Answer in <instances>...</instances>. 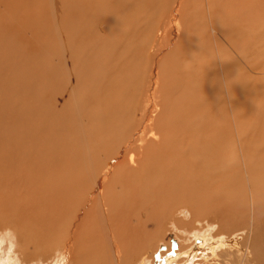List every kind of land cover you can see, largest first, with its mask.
Returning a JSON list of instances; mask_svg holds the SVG:
<instances>
[{"label":"rangeland","instance_id":"obj_1","mask_svg":"<svg viewBox=\"0 0 264 264\" xmlns=\"http://www.w3.org/2000/svg\"><path fill=\"white\" fill-rule=\"evenodd\" d=\"M124 1L125 2L127 1L129 4L130 3L135 4V6L139 8V11L137 10L134 11V9H132L133 13L131 14L132 11L129 8V6L133 7L134 5L122 4L121 5L122 7H120V8H123L122 10L121 9L119 10V8L114 7L113 8L114 13H112V15H109L111 13H109L107 9H109L110 7L106 8V7H102L97 4V9H98L97 12H104L107 17L109 16L111 18L112 23H113L111 26L113 27L117 26L116 28H114L115 29L114 30L113 27L109 25L110 27H109L108 33L112 34L115 31L117 33L119 31L123 32L124 30L126 31L127 27H128L127 31L131 33L130 35H127V33L129 32H125L126 34L124 35V39L119 42L121 45L117 44V42H115L114 44V48H116L117 45L119 46V49L122 52L121 54L123 56L119 58H114L112 59V61L124 72V74L122 73L119 74L120 77L121 75L123 76L122 82H120V80L117 78L113 79V88L121 89V92L119 91V95H116V98L113 103H111L108 100L104 101L101 98V91H100L101 84H102L101 78H102V74H104L103 73L104 64L106 67V61H105L104 54L102 51H98L97 55L91 54L89 53L91 51V49L89 48L86 52V57L88 59V67H89L90 72L93 71V73H95L96 75L89 81L85 82L84 81V74H85L84 68L77 66L75 63H74L75 66L73 64L71 66L72 89L74 91L75 98L79 105V108L80 110H82L80 117L87 122H91L92 127H94L93 125H95V123L98 122L97 121L98 117L101 120H105L106 125L104 127H106L105 129L109 130V137L112 138V144L114 146H117V145L121 146L122 142L119 143L117 140L120 138L124 129L130 125L131 121H134L137 119L139 120L143 116L141 115V112H142V106L144 104L141 101V99L137 97V94L143 85H148V86H151L152 89H155V92L153 91L154 92L153 98L157 106V109L155 110L153 109V112H152L153 113L152 120L154 122L153 128L154 129L156 128L157 133H159L160 135L166 134L168 136L173 137L175 135L173 125L178 121H182V119L185 117L182 114L183 108H184L182 103L188 102L193 95L199 94V99L202 104V108L199 112V116L204 119H210L214 123L224 122L230 125L228 127L230 135L227 132H224L222 136L214 137L216 139L215 142L212 140H206V141H203L200 145H198L197 149L199 153L205 156V158H203V161L214 159L215 157H214L213 151H216L223 156L239 154L240 141H239V136L237 135L238 129L236 128L235 120L233 121L235 117V118L242 120L243 124H245L246 134L242 133V136L246 138L247 144H248L247 149H248L249 155L247 154V152L246 154H247V158L249 162V167L250 168L253 167L254 163L261 162L262 161L261 159L258 160L260 155H258L259 151L257 150L261 149L262 147L264 148V34H263V31H264V14H263L264 0H254L253 3L251 4H249L245 0H211L210 3H212V7L214 8L216 12L215 18H211V19L209 15H206V13L202 12L203 10L200 5L202 1L205 8H207L206 0H124ZM9 2H10L11 9H9ZM12 2L11 0H0V33H2L3 27L7 26V30H8V28H10L9 24H13V22H16V23L24 22L23 24H25V26L23 27V29H26V24H27L28 29L24 31L23 35L19 36L20 39L18 40H16L15 37L9 36V34L7 35L6 39L0 36V47L4 49L5 43L8 44V48L14 47L16 45L15 48L17 47L18 48L15 49L16 51L12 54L13 57L16 60H19V58L22 60V58L27 57L28 62L22 65L16 64L15 67L13 66V68H15L13 69V71L12 70L8 71L9 65L6 62V58H5L6 54L4 52L0 54V59H1L0 60V67H1L0 71H2L0 72L2 74V76L0 75V79H1L0 84L4 86L1 88V85H0V94H1L0 97L2 98V100L0 98V101H1L0 103V107H1L0 109V140L3 139L0 141V143H2L1 145H3L5 148L8 144L7 142H9V145L11 147L6 148V154L11 155L17 159V160L15 159L12 160V158H10L9 156H8L9 157L8 159L7 155L5 154L0 155V158H1L0 159V171L2 172V169L4 167H7L9 170H11L9 179H6V176L1 174L0 172V228H1L0 231H2L5 228H12L15 230L17 237H18V241L20 243L17 251L20 253L21 258L24 261V264H32V260L30 261L29 259H27L26 256L24 257L26 253H29L31 250L34 251V248H35L34 245H27V247L24 246L29 241L37 245H41L43 243L44 245L43 244L42 245L44 247L45 245L50 244V243L58 244L55 246L52 245L54 249H53V254L51 257H45L42 255L38 256L39 258L43 259L45 262H47L50 258H52L57 250H64L65 248V251L67 252L71 250L69 253L71 254L72 252V257H74V258L71 257L74 260L71 259L70 264H74V263L77 264L78 262L81 263L83 261L85 264H93L90 262L94 261L97 258L99 259V262H98L99 264L102 263V261H104L107 264H111L112 262H113L112 264H119L116 258L119 261H122V256H124L127 253H132L135 251L137 255L135 254L133 264H152L153 261L160 260L161 258H164V260H166V258L171 257L167 255L170 252L175 253L176 257L178 258L176 259L175 257L176 260H174L173 263L187 264V261H188V264H189V260H187V257L186 258L184 257V252H182V249L184 247L190 248L192 245H194L195 237L193 236L195 235H192V232L190 233L189 229L179 226V224H177V221L180 218L184 220H190L192 218L191 212H189L187 215H184L180 211L181 208L179 206H174V203L172 202L171 205H173L174 207L169 208V214L167 217L168 220L166 221V225L162 224V229L164 227V230H162V235L163 233L165 235H163L164 237L161 236V238L157 239L158 237L153 236L152 233H150L152 235L149 234V232L153 231L154 225L150 219V216H152V214H150V209L148 207V202L152 199L150 198V195L147 194L146 192L140 191L138 193V196H140V198L136 196L137 195L136 193L135 196L137 198L135 197L134 201H133V198H131L132 200L127 198L130 201H126V200L122 201L123 197H119L117 194H114L113 196H111L112 198L110 197V200L108 199V202H106L108 204V203H111L110 201H112L115 204L116 202L119 203L120 201H122L123 203L125 202V203H128L129 205H134L136 203L135 201L139 198L141 205L137 207L139 209L135 208L134 209L135 211L126 207L128 206L127 204L124 203L125 204L124 205L122 202H120V205L122 204L123 205L121 206V208H118L120 209L119 211H121V209H125V211L128 212L126 213L125 211L123 212V210L121 212H117L118 209L116 207L117 205H119L118 203H116L117 205L115 204L116 207L113 206L114 205L113 203H112L113 205H111L113 209H116L115 212L113 211V209H111V211L105 210V208L106 209L108 208L107 204L105 203V200L103 201L99 198L96 199V196H95L97 181L93 185L90 184L88 179H84L83 180L84 183H82V181L79 182L81 184V187H79V189L81 190L77 188L79 190L77 191L79 195H77L78 193L76 192L75 189H73V191H70V190L62 191L63 189L61 187L53 186L54 185L53 184V175H54L53 172L57 173L58 176L63 175L64 176L63 178L67 176V179L64 180L65 181L64 183H62V181L60 180V184L62 187L65 186L67 183L72 185V183L74 182V177L72 176V174H69L72 172V170L67 169V167L68 165L76 161V157H74L75 158L74 159L72 158L73 156L69 154L71 156L70 157L68 155L69 152H65L66 154L65 153L59 154L62 151V149L60 152H57V153L56 151L53 150V141H52L53 136L52 135H53V127L55 126H52L53 125L52 119L60 120V123L62 125L63 136L65 137L67 143L72 142L74 149L83 150L86 147V142L84 144L85 139L82 141V139L79 138L80 127L78 126L76 122L77 116L73 113L74 110L71 109V98L69 97V94H68L69 91L71 90V87H68L67 85L62 84L59 87L61 90L55 91L53 93V86H55V85H51L53 84V78L50 83L47 82L49 79H48L47 70L44 69V67L46 64H47L46 67H48L47 61L49 60L46 57H44L45 53L42 50L43 47H41V45L39 44V38L47 35L46 34L47 32H44V33L42 32L43 30H49L48 28L52 27L53 19H51V15L53 11L55 10V8L56 10L60 12H63L64 10L66 12L68 11V15L66 14L65 16V14H62L60 16V21L63 23L64 28L66 30L70 28H76L77 31L81 33L83 28H85L84 30H86V29H89L90 26H93L95 37L98 36L97 32L95 31L96 28L102 27L105 32V29L103 27L104 25L103 26L99 25L102 22L96 18L97 13L92 17V19H90L91 17L90 9L92 10L94 9L93 3L95 1L94 0H57V3H54V5L52 4L53 2H51V0H40L39 2H37L36 0H27V1L14 0ZM16 2L19 5L21 2H24V3L26 2L27 4L26 3L25 4L21 3V4L23 6L25 5V8H26V5H29V7H27L28 9H26L25 11L22 9L24 7H21L20 5L21 8L19 9L18 4L14 5V3ZM86 3H91L92 5L89 7H86L85 6ZM194 3L196 5H200V7L197 9L194 6ZM7 4H8V7H7ZM31 6H34V7L32 8ZM16 8L19 14L16 13ZM34 8H36L35 9L37 11L36 14L34 13L35 12ZM117 9L118 11H115ZM7 10L9 11V13ZM21 10H23V12ZM69 10H73L77 14V16H72ZM125 11H127V13H125ZM118 13L119 14L121 13L119 17H118L119 15ZM164 13H167V15H165ZM25 14H27L26 17H25ZM28 14L30 17H28ZM175 14L177 15V18L174 20L175 25H177L179 21L184 22L182 29H179L178 31L181 33L182 36H183V33H185L188 40L184 41L178 48H172V49H166V48H160V47L155 48L153 44L156 41L155 35H157V31H153L152 34H148L149 25L151 24V21L156 22L158 21L159 17L163 15L161 25L164 26V23L167 22V20H169L170 17L171 19H173V15ZM23 16L26 19L23 18L24 19L23 20L22 19ZM68 16H71V17H68ZM155 16H158V17L155 18ZM14 18L15 20L17 18V20L15 21ZM190 18L194 19L193 23L188 22ZM121 19H123L124 21ZM10 20L12 21V23ZM3 21H5V23ZM113 21L114 22L116 21L115 22L116 24ZM249 23L252 29L254 30L257 29V32L254 31L252 32L251 36L245 38L242 32L247 27V24ZM128 25H131V26L133 25V26L131 28V26H128ZM119 27L121 29H119ZM34 29L35 31H37V34L34 31ZM128 29H130L131 31ZM132 30L136 31L135 38H132V35H133ZM204 30H206L213 37H217L219 39L220 45L215 46V44H211L207 49L197 48V47H203L202 40H204L206 36V32ZM146 33L148 34L147 36H146ZM37 35H39V37H35ZM51 35H52V32L49 33V36ZM183 39H184V36H183ZM124 41H126V43ZM18 42L22 45V47L18 46ZM127 42L129 44H127ZM71 43L72 42L70 40L67 41V44H71ZM81 43L82 42L79 41V43H77V47H78V50L82 51V49H84L83 48L84 44L82 43L83 46H80ZM194 44H196V46ZM122 47L123 48L126 47L129 53L125 54L122 51ZM219 51L220 52L223 51L222 53L224 55L220 59L216 60L215 62H210L211 60H214L215 58H217ZM37 55H39V57H37ZM29 58H31V60ZM30 62H32V64ZM222 63H223V66H222ZM1 64H3V66ZM33 64L35 66H33ZM33 67L35 68V71ZM2 68L6 70H3ZM153 68L155 69L156 72L154 74H151V71ZM17 69L19 71H17ZM25 70L28 71L27 75H29V77H27L26 75V77L24 76L25 78H22V77L17 78L19 73H22ZM41 73L44 75H42ZM36 74L39 76H37ZM9 75H11V77L8 79L7 76L9 77ZM57 75L63 76V73L61 72V73H58ZM41 76L43 79L41 78ZM14 77H16L17 81L19 82H14V79L16 81V78ZM40 78L42 79V81ZM46 78L48 80H46ZM10 79H13V81L11 80L10 82ZM43 81L45 82L43 83ZM21 84H22V87L20 88ZM17 86L18 88H16ZM5 88L8 89L9 91L6 90ZM25 88L27 89L25 90ZM6 92H8L9 94ZM41 92L43 93V95ZM202 95L204 97H202ZM228 95H230L231 100L229 99ZM9 99L11 100L9 101ZM16 100L19 102H17ZM147 100H148V93L146 97V101ZM53 101L62 103L64 112H56L57 107L53 108ZM230 102H232V105L230 104ZM111 105H113L112 108H111ZM104 107H106L109 110H106ZM10 110H12L13 112ZM42 112L43 113L45 112L47 116H49L48 118L50 119L48 120L47 118H45L44 117L45 113L43 114ZM42 114L44 116H42ZM57 115H62V116L57 117ZM31 120H33L34 122ZM222 129L225 130V127L223 126ZM19 131L22 134L21 136L20 135L18 136V134H20ZM206 132H209V129ZM3 134L4 136H2L3 137L2 138L1 135ZM28 135L30 137H28ZM22 136L24 139L21 138ZM230 136H232V138L236 136L237 142L232 141V143L229 144L227 140H229L228 138ZM12 139L15 140L14 141L15 143L18 141L16 143L17 145L14 144ZM28 143L30 145L32 144L33 146L32 145L30 146ZM37 144H40V145H37ZM247 144H243V146ZM24 145L27 147H25ZM222 145H224L225 148H223ZM214 146H217L215 150L212 149ZM32 147L34 148V150ZM39 147H42L43 150ZM44 147L49 150L44 149ZM8 149H11V150H8ZM64 149L70 151L69 150L70 148L68 147ZM90 149L92 152L95 151L94 147H91ZM207 149H210V152L208 154H206ZM19 150H21L22 153ZM88 150L89 149H84L83 153L88 155ZM199 153H197L196 158H195L197 163L200 161ZM36 156H38L41 161ZM34 157L36 158L34 159ZM52 158L55 159L56 161L54 160L55 162H53ZM77 162L82 167H86L87 164L90 165V162L84 161L82 158H79ZM103 162L101 163V165L103 164ZM56 163H63L64 165L59 166ZM215 163L216 162H214V165ZM263 166H264V161H263ZM5 173L6 172H4V174ZM255 179L256 181L260 180L259 177H256ZM36 180H41V186L43 187L42 189L39 188V186H37L38 183H35ZM117 184L118 182H114L110 186H115ZM59 190L62 191L61 194L59 193L57 194V195H62L61 202H57L58 200L54 199V196H55L54 193H56ZM48 191L50 192L48 193ZM230 194H233V191L230 192ZM72 195H74L75 197ZM115 195L117 196V198H115L116 197ZM169 195L171 197L176 196V192L174 191L173 188L169 190ZM124 197H125V194H124ZM114 200H117V201H114ZM89 201H90V204H89ZM146 201H147V204L145 203ZM105 204H106V207L104 206ZM41 205H42V208L40 207ZM87 205L89 207H87ZM43 206L45 208L46 207L49 208V210L51 211L50 213H48L50 216V219H52V221H55L54 223H52L50 220L51 224L45 223V224H48L46 225L48 227H45L44 229L45 231L42 230L44 234L43 232L40 233L42 228L37 227V225L33 227V225L36 222L39 224L40 220L41 221L44 220L42 216L48 215L46 214L47 209L45 210ZM76 206L77 208L79 207L80 209L79 208L77 209ZM82 206L84 207V209ZM90 206H92L93 209ZM123 206H125L126 208L125 207L123 208ZM31 207H34L33 209L35 211H33ZM177 210H179L178 213H177ZM29 212L31 213V215ZM117 213L118 215H116ZM120 213H123V214L120 215ZM34 214L36 216H34ZM53 214L57 216L55 217L57 220L55 218L53 219V216H51ZM113 214L116 215L117 217L114 216L115 217V218L113 217L114 219H110V217ZM124 214L127 215L126 218L130 215L131 216L128 217V219H126L124 217ZM133 214L136 216H133ZM146 215L147 216L150 215V216L145 218ZM121 217H123L124 220ZM139 217L141 218L143 217L142 219L144 221H140L139 223V220H140ZM121 219L123 220L124 223L123 222L121 224L119 223L120 225L118 226V228L122 229L121 232L122 231L124 232L123 235L121 236L122 233L120 231H119V234H116L117 233L116 232L115 234L117 235V237L119 235L120 239L115 240L114 243L110 242L109 240L110 243L106 244L105 241H102L105 237L103 235V231L104 230L107 231V229L111 231V227H110L111 221H112V226H114L113 229L116 230V226L118 225V222L122 221ZM129 219L131 222L129 221L128 222L131 225L128 224L129 227L128 225L126 227V225L124 224H127L128 222L125 220H129ZM33 220L36 221L34 224L32 223ZM68 221H70L72 224L69 223ZM100 221L102 222L104 221L103 224L105 223L106 226L103 225L102 227L100 224ZM55 223H56V226H55ZM113 224H115L116 226ZM236 224H239V223H236ZM38 226H40V224ZM61 226L64 229H61ZM107 226L108 228H106ZM35 227H37L38 230ZM49 227L51 229L50 231L52 230L54 231L50 232ZM193 227L195 229L191 228V231L192 230L196 231V229L199 226L197 227L195 225ZM214 227L215 226H213L212 228H208L209 230L206 227L205 228L206 233H204L205 234L204 236L209 235V238H211V240H215V243H216L215 246L218 245L217 247L218 248L220 247V248L217 250H220V251L221 249L223 250V248L225 250L230 248L233 251H235L236 244H238V242L242 240V238L246 237V235L244 234L242 235L241 232L236 231V233L239 232L237 233V235L236 233H234L233 235H230L232 237L231 239H233L232 244L230 242L229 243L224 242V244L223 243L221 244L218 242L219 240H222L223 238L224 239L228 238L225 235L226 232H224L223 235H219L218 234L219 227H215V228ZM57 228L58 229L60 228L59 231H56ZM92 228H95V229L93 230ZM146 228L149 230H146ZM65 229L67 230L70 229L68 230L69 231L68 235L64 234ZM87 229L89 230L86 231ZM97 229L98 231L102 233V234L100 233L101 236H99L100 234L99 232H97ZM141 229H145V231ZM95 230L96 232H94ZM84 231L86 233H84ZM110 231H107V232L111 234ZM143 231L145 233H143ZM197 231H201V227H199ZM216 231H217V234H216ZM47 232L48 234L51 233L50 235L52 237H55L58 235L56 237L57 239L56 238L53 239L50 235H48L49 236L48 237L46 234ZM92 232L94 233L90 234ZM126 232L130 234L134 232V236L138 235L136 238V242L137 243L141 242L142 244L140 243L141 245H139L135 242L136 244L134 245L135 247L133 245H129V246L120 245L119 246V244L125 240L124 239L125 235H126L125 238H127V235H129ZM76 233H78V237ZM80 233L82 234V237ZM37 234H40L41 236L38 240L36 239ZM145 234L147 235V237L150 236V238L146 239ZM96 235L99 237H97ZM218 235H219L218 238L215 237ZM131 236H132L131 238L134 237L133 235ZM46 237H48V239ZM129 238H130V235H129ZM141 238L146 239V240H142ZM0 239H3V237H0ZM24 239H27V242H25ZM43 240H45L46 242ZM89 240H92L94 243L89 244V245L83 244L84 243L83 241H89ZM134 240L135 238H133V242ZM65 241L67 243H74V241H76L77 246H74V244L72 245L68 244L69 246L68 245L65 246L64 245V243H66ZM117 241L119 244L116 243ZM156 242L158 244H156ZM60 243H62V245H59ZM84 245L86 246L85 248L86 251L83 248ZM130 246L134 248H131ZM140 246H142V248ZM25 247L27 251L24 253ZM87 247L89 250L87 249ZM107 247H109L108 250H107ZM138 247H140V250L143 248H146V249L145 251L139 250L140 251L139 252L137 250ZM93 248H96V249H93ZM124 249L125 250L128 249V250L125 251ZM96 250H99V251H96ZM112 250H113V253H111ZM146 250L148 252H146ZM73 252H77V253L73 255L74 254ZM80 252L81 254H79ZM99 252L101 254L103 253L104 257ZM149 252L150 254H147ZM92 253L96 255V258L94 257ZM106 253H108L110 256ZM158 253L161 255V257L156 255ZM88 254L90 255V258H92L93 256L95 259L88 258L89 257ZM153 254H155V256ZM147 255L148 256L150 255V257H148ZM85 256L86 257L88 256L87 259H85L86 258ZM82 257L84 260L82 259ZM113 257H116V258L114 259ZM75 258L78 261H76ZM142 258H144V260ZM196 258H195L194 264L196 263L202 264L199 255L196 254ZM147 260L149 261L147 262ZM224 263H226V261H224ZM154 264H157V263H154Z\"/></svg>","mask_w":264,"mask_h":264},{"label":"bare ground","instance_id":"obj_2","mask_svg":"<svg viewBox=\"0 0 264 264\" xmlns=\"http://www.w3.org/2000/svg\"><path fill=\"white\" fill-rule=\"evenodd\" d=\"M12 1H14V0H11V2ZM25 1H27V0H25ZM36 1L39 2L40 0H36ZM94 1H95L93 3L94 9L93 10L90 9V16H91L90 19H92V17L97 13L96 18L102 22L99 25H102V26L104 25L103 27L105 29V32H104L102 27H98L95 29L98 36L95 37L93 26H90V28L88 27L89 29H86V30H84L85 28H83L81 33H79L76 28H70V29L66 30L64 28L63 23L60 21V16L62 14H65V16H66V14L68 15V11L66 12L64 10L66 13L64 11L60 12V11L56 10V8H55V10L53 11V13L51 15V19H53L52 20V22H53L52 27H54V28L51 27L52 29L48 28L49 30H43L42 32L43 33L47 32L46 33L47 35L39 38V44L41 45V47H43L42 50L45 53L44 57H46L49 60V61H47L48 67H46L47 64L44 67V69L47 70L48 79H49L48 80L46 78V80H48L47 82L50 83L52 78H53V84H51V85H55V86H53V93L55 91H60L61 89L59 87L62 84H65L68 87H71V90L69 91L68 94H69V97L71 98V109L74 110L73 113L77 116L76 122H77L78 126L80 127L79 138L82 139V141L85 139L84 144L86 142V147L84 149H89L88 155L83 153L84 149L83 150L74 149L72 142L67 143L65 137L63 136L62 125L60 123V120L52 119L53 120L52 126H55V127H53V135H52L53 136V139H52L53 150L56 151V153H57V152H60L62 149V151L59 154L69 152L68 155L70 154L71 156H73L72 158L76 157V161L74 163H71V164L68 162L70 165H68V167H67V169L72 170V172L69 174H72V176L74 177V182L72 183V185L67 183L65 186L62 187L60 184V180L62 181V183H64L65 182L64 180L67 179V176H65V178H63L64 177L63 175L58 176L57 173L53 172V174H54L53 175V184H54L53 186L61 187L63 190L62 189H60V190H62V191H64V190L65 191H68V190L73 191V189H75L77 192V191L81 190V189H79V187H81V184L79 182L82 181V183H84V181H83L84 179H88L90 184H92V185L95 184V182L97 181L96 190H95L96 191L95 192L96 199L99 198L103 201L105 200V203L108 202V199L110 200V197L113 196L114 194H117L119 197H123V200L120 198L122 201H124V200L130 201V200H132L131 198H133V201H134L136 196L140 198V196H138V193L140 191H144L147 194H149L150 198L152 199L148 202V207L150 209V214H152V216H150V215H148V216H150V219L153 222L154 227H153V231L149 232V234L152 233L153 236L158 237L157 239H159V238H161V236L165 235L164 233L162 235V230H164V227L162 229V224L166 225V221L168 220L167 217L169 214V208L170 207L179 206L181 208V209L179 208L180 211L184 215H187L189 212H191L192 218L190 220H184V219L180 218L177 221V224H179V226H182V227L189 229L190 230L189 232L190 233L192 232V235H195V236H193V237H195L194 245H192L190 248L184 247L182 249V252H184V257L185 258L187 257V260H189V264L195 263L196 254L199 255L202 264H230V263L231 264H264V166H263L264 148L262 147L261 149L257 150V151H259L258 155H260L258 160L261 159L262 161L258 162V163H254V166L250 168L248 158H247V154L249 155V152L247 149L248 144H247L246 138H244L242 136V133H245V124H243L242 120L235 118V117L233 119V121L235 120V125H236V128L238 129L237 135L239 136V141H240L239 154H232L230 156H223L220 153L213 151L215 158L212 160L203 161V158H205V156H203L199 153V151L197 149L198 145H200L203 141H206V140H212L215 142L216 139L214 137L222 136L224 132H227L229 134L228 127L230 125L228 123H224V122L223 123L222 122L214 123L210 119L201 118L199 116V112L202 108V104H201L200 99H199V94L193 95L188 102L182 103V105L184 107L182 114L185 117L182 119V121H178L173 125V129L175 131V135L173 137L168 136L166 134L160 135L159 133H157V129L153 128L154 122L152 120V117H153L152 112H153V109L154 110L157 109V106H156V104L154 102V98H153L155 89H152L151 86H148V85H143L137 94V97H139L144 104L142 106V112H141V115H143V116L139 120L137 119V120L131 121L130 125L124 129L120 138L117 140L119 143L122 142L121 146H119V145L114 146L112 144V138L109 137V130L105 129L106 127H104L106 125L105 120H101L98 117L97 118L98 122L95 123V125H93L94 127H92L91 122H87L80 117L82 110H80V108H79V105H78L76 98H75L74 91L72 89V78H71V66H72V64L74 66L76 64L77 66L84 68V70H85L84 81L85 82L89 81L96 74L93 73V71L90 72V70H89L86 52L89 48L91 49V51L89 52L91 54L97 55L98 51H102L104 54L105 61H106V67L104 64V72H103L104 74H102V78H101L102 84H101V89H100L101 98L104 101L108 100L111 103L114 102L116 95H119V91L121 92V89L113 88V79L117 78L120 80V82H122L123 76L121 75V77H120L119 74L120 73L124 74V72L116 64L113 63L112 59L119 58V57L123 56L121 54L122 52L120 51L119 46L117 45V47L114 48V44H115V42H117V44H120L119 42L124 39V35L126 34L125 32H129V31H127L128 27L126 28V31L125 30L123 32L119 31L120 33L119 32L117 33L116 31L112 34L108 33L109 27L113 24L112 20L109 16H108L109 17L108 18L104 12H97L98 11L97 4L102 6V7H106V8L110 7L107 10L109 13H111L109 15H112V13H114V10H113L114 7H117V8H119V10L120 9L122 10L123 8H120V7H122L121 5L122 4H124V5L129 4V3L127 1L125 2L124 0H94ZM206 1H207V8H205V6L203 5V2L201 1L200 5H201V8L203 10V11L202 10L201 11L206 13V15H209L210 19L215 18L216 12H215L214 8L212 7V3H210L211 0H206ZM245 1L248 2L249 4H251V3H253L254 0H245ZM17 2H19V1H17ZM17 2L14 3V5L18 4ZM51 2H53L52 4L54 5V3H57V0H51ZM196 2H198V1H196ZM21 3L25 4L26 2L25 3L21 2ZM21 3H20L21 7H24L22 9L26 11V9H28L27 7H29V5H26V8H25V5L23 6ZM195 3H194V6L198 9L200 7V5H196ZM33 4H34V2H33ZM131 4L135 6V4H133V3H130L129 5H131ZM20 5L18 4L19 9L21 8ZM91 5H92L91 3H86L85 6L89 7ZM134 6L133 7L129 6L131 11H132V9H134V11H136V10L139 11V8L137 6H135V7ZM7 7H8V4H7ZM31 7L33 8L34 6H31ZM36 8H34L35 14L37 12L35 10ZM106 8H104V9H106ZM9 9H11L10 2H9ZM23 10H21V11L23 12ZM207 10H208V12H207ZM69 11L71 12L72 16H77V14L73 10H69ZM115 11H118V9ZM38 12H39V10H38ZM8 13H9V11H8ZM13 13H14V11H13ZM16 13H18L17 8H16ZM125 13H127V11H125ZM132 13H133V11L131 12V14ZM122 14H123V12H122ZM164 14L167 15V13H164ZM263 14H264V11H263ZM120 15H121V13L118 15V17ZM26 16H27V14H25V17ZM123 16H122V18H123ZM25 17L23 16L22 19ZM28 17H30L29 14H28ZM68 17H71V16H68ZM157 17L158 16H155V18H157ZM162 18H163V15H161L159 17L158 21H156V22H152L150 20L151 24L149 25V30H148L149 33L148 34H152L153 31H157V35H155L156 41L153 44L155 46V48L156 47L166 48V49L178 48L184 41L188 40L185 33H183V36L185 39L184 40L183 36L178 31L179 29H182L184 22L179 21L178 24L175 25L174 20L177 18L176 14L173 15V19H171V17H170V19L164 23V26L161 25ZM14 20H15V18H14ZM16 20H17V18H16ZM121 20H123V19H121ZM3 22L5 23V21H3ZM188 22L193 23L194 19L190 18L188 20ZM11 23H12V21H11ZM14 23H16V22H13V24H9L10 28H8V30H7V26L3 27L2 33H0V36L3 37L4 39H6L7 35L9 34V36L15 37L16 40L20 39L19 36L23 35L24 31L28 29L27 24H26V29H23V27L25 26V24H23L24 22L23 23H16V24H14ZM128 26H131V25H128ZM132 26H131V28H132ZM111 27H113V26H111ZM116 27H113V29ZM120 27H121V25H120ZM120 27H119V29H121ZM22 29H23V31H22ZM128 30H130V29H128ZM34 31H35V29H34ZM204 31L206 32V36H205L204 40H202L203 47H197V48L207 49L211 44H215V46L220 45L219 39L217 37H213L206 30H204ZM254 31L257 32V29H255V30L252 29L250 26V23H249V24H247V27L243 30L242 33L244 34L245 38H247V37L251 36L252 32H254ZM35 32L37 34V31H35ZM50 32H52V35H51L52 37L49 36ZM132 33H133L132 38H135L136 37V31L132 30ZM130 34H131L130 32L127 33V35H130ZM148 34L146 33V36ZM263 34H264V31H263ZM35 37H39V35H37ZM51 38H53V39H51ZM69 40L72 42L71 44H67V41H69ZM79 41L84 44V47H83L84 49H82V51L78 50V47H77V43H79ZM124 42L126 43V41H124ZM146 42H147V40H146ZM82 43L80 46H83ZM127 44H129V43L127 42ZM194 45L196 46V44H194ZM15 46L8 48V44L5 43L4 49L0 47V54L2 52H4L6 54L5 55L6 62L9 65L8 71H11V70L13 71V69H15V68H13V66L15 67L16 64L22 65V64H26L28 62L27 57L22 58V60L20 58H19V60H16L13 57L12 54L16 51L15 49L18 48V47L15 48ZM18 46L22 47V45L19 42H18ZM122 51L125 54L129 53V51L126 47L125 48L122 47ZM222 52L219 51L217 58H215L214 60H211L210 62H215L216 60L220 59L224 55ZM81 55H83V56H81ZM15 57H17V56H15ZM37 57H39V55H37ZM5 58H4V60H5ZM29 59L31 60V58H29ZM30 63L32 64V62H30ZM1 65L3 66V64H1ZM33 66H35V65L33 64ZM222 66H223V63H222ZM4 68H5V66H4ZM18 69H17V71H19ZM3 70H6V69H3ZM34 71H35V68H34ZM222 71H223V69H222ZM0 72H2V71H0ZM36 72H38V71H36ZM61 72L63 73V76L57 75L58 73H61ZM155 72L156 71L153 68L151 71V74H154ZM27 74H28V71L25 70L24 72L19 73V75L18 76L16 75V76H17V78L18 77L19 78H21V77L25 78ZM0 75L2 76L1 73H0ZM42 75H44V74H42ZM37 76H39V75H37ZM10 77H11V75H9V77L7 76L8 79ZM27 77H29V75H27ZM14 78H16V77H14ZM17 78H16V81L14 79V82H19V81H17ZM41 78H42V76H41ZM42 79H41V81H42ZM3 80H5V79H3ZM11 80L13 81V79H10V82H11ZM44 82L45 81H43V83ZM152 83H153V81H152ZM5 84H7V83H5ZM2 87H4V86L1 85V88ZM21 87H22V84H21L20 88ZM16 88H18V86ZM12 89H14V88H12ZM26 89L27 88H25V90ZM6 90H8V89H6ZM6 93H8V92H6ZM147 93H148V100L146 101ZM42 95H43V93H42ZM17 96H18V94H17ZM22 97H24V96H22ZM202 97H204V96L202 95ZM228 97L231 100L230 95H228ZM46 98H48V97H46ZM1 100H2V98H1ZM10 100L11 99H9V101ZM17 102H19V101H17ZM0 103H1V101H0ZM230 104L232 105V102H230ZM54 107H57L56 112H64L62 103L53 101V108ZM112 107H113V105H111V108ZM104 108L106 110H109L106 107H104ZM0 109H1V107H0ZM10 111H12V110H10ZM8 112H9V110H8ZM5 114H7V113H5ZM43 114H42V116H44ZM59 116H62V115H57V117H59ZM44 117L47 118L48 120L50 119V118H48L49 116H47L46 113H45ZM31 121H33V120H31ZM223 126L225 127V130L222 129ZM208 129H209V132H206ZM19 133L20 134H18V136L19 135L21 136L22 134L20 131H19ZM2 136H4V134L1 135V137ZM28 137H30V136L28 135ZM21 138H23V136ZM14 139H15V137H14ZM228 139L229 140H227V141L229 144H231L232 141L237 142L236 136H234L233 138H232V136H230ZM1 140H3V139H1ZM14 141L15 140H13V142ZM43 142H45V141H43ZM7 143H5V144H7V146L5 148L3 145H1L2 143H0V155L5 154V155H7V157L9 156L10 158H12V160L13 159L17 160L15 157L6 154V148L11 147L9 145V142H7ZM16 143L14 142V144H16ZM30 143H32V142H30ZM38 143H39V141H38ZM243 144H247V145L243 146ZM37 145H40V144H37ZM21 146H23V145H21ZM222 146H223V148H225L224 145H222ZM25 147H27V146H25ZM35 147H36V145H35ZM67 147L70 148L69 149L70 151L64 149ZM91 147H94V149H95L94 152L91 151V149H90ZM39 148L42 149V147H39ZM151 148H152V150H151ZM216 148H217V146H214L212 149L215 150ZM44 149H46V148L44 147ZM8 150H11V149H8ZM33 150H34V148H33ZM46 150H49V149H46ZM19 151H21V150H19ZM37 152H38V150H37ZM209 152H210V149H207L206 154H208ZM246 152H247V154H246ZM21 153H22V151H21ZM27 153H26V155H27ZM197 153L200 154V158H199L200 161L198 163L195 160ZM63 156H62V158H63ZM7 157H6V159H7ZM9 157H8V159H9ZM36 157H38V156H36ZM36 157H34V159ZM42 158H44V157H42ZM79 158H82L84 161L90 162V165L87 164L86 167L80 166L79 163L77 162V160ZM256 159H257V157H256ZM39 160H40V158H39ZM54 160L55 159H53V162L56 161V160L55 161ZM103 161H105V162H103ZM213 161L216 162L215 165H214ZM102 162H103V164L101 165ZM56 164H58L59 166L64 165L63 163H56ZM232 165H233V167H232ZM4 172H6V173L4 174ZM10 172H11V170H9L7 167H4L2 169L1 174L5 175L6 179H9L10 178ZM256 177H259V179L261 181L257 180V181H259V182H257L255 179ZM114 182H118V184L115 186H110ZM35 183H38L37 186H39V188H41V189L43 188L41 186V180H36ZM171 188H173L174 191L176 192V196H174V197H171L169 195V190ZM60 190L57 191L56 193H54V195H55L54 199L55 200L57 199L58 200L57 202L62 201V195H57L58 193L61 194L62 191H60ZM90 190H92V189H90ZM232 191H233V194H230V192H232ZM49 192L50 191H48V193ZM136 193H137V195H136ZM124 194H125V197H124ZM77 195H79V193ZM139 195H141V194H139ZM72 196H74V195H72ZM115 198H117V196ZM127 198L130 200H128ZM139 198L135 201L136 203L134 205H129L128 203H125V202L124 203L128 205L126 207L134 210L139 205H141ZM117 200H114V201H117ZM122 201H120V202H122ZM110 202L111 203H108V204L106 203L107 207H108L107 209L105 208L106 204L104 205L105 207L103 206L105 208V210H107V211H111V209H113V207H111V205H113L114 203L112 201H110ZM120 202L119 203L116 202L119 205H117L115 203L117 205V207L115 206V204L113 206H115L117 209L121 208V206L124 203L122 202L123 204L121 203L122 205H120ZM172 202L174 203V206L171 205ZM145 203L147 204V201ZM89 204H90V201H89ZM100 204H102V203H100ZM96 205H95V207H96ZM40 207L42 208V205ZM87 207H89V206L87 205ZM90 207H92V206H90ZM124 207L125 206H123V208ZM31 208L33 211H35L33 209L34 207H31ZM76 208H77V206H76ZM46 209H47L46 214L51 212L49 210V208L46 207L45 210ZM83 209H84V207H83ZM92 209H93V207H92ZM137 209H139V208H137ZM45 210H44V212H45ZM119 210L120 209H118L117 212H121L122 210H123V212L125 211V209H121V211H119ZM23 211H24V209H23ZM113 211L115 212L116 209H113ZM178 211L179 210H177V213H178ZM126 213H128V212H126ZM137 213H138V211H137ZM122 214L123 213H120V215H122ZM125 214H124V217L126 218L127 215H125ZM30 215H31V213H30ZM116 215H118V213ZM116 215L113 214L110 217V219H114L115 217H117ZM131 215H132V213H131ZM174 215H175V213H174ZM34 216H36V215L34 214ZM51 216H53V219L55 217H57L54 214ZM106 216H108V215H106ZM130 216H128V217H130ZM133 216H136V215L133 214ZM148 216L146 215L145 218H147ZM42 217L44 220L43 221L40 220V223H39L40 226H38L39 224L36 221H34V220L32 221L33 224L35 222L37 223V224L35 223L33 225V227L35 225H37V227L42 228L40 233L43 232L42 230H44L45 227H48V226H46L48 224H45V223L51 224V222L52 223L55 222V221H52V219H50L49 214L46 216H42ZM84 217H85V215H84ZM128 217L126 219H128ZM121 218L123 219V217H121ZM139 218H140L139 223H140V221H144L142 219L143 217L142 218L139 217ZM185 218H186V216H185ZM130 219L125 220V221L131 222ZM50 220H51V222H50ZM123 220L118 222L117 226L115 224H113L116 226V230L113 229L114 226H112V221H111V225H110L111 231L107 229V231H110L111 234H109L106 230H104L103 235L105 237H104V239L102 238L103 239L102 241H105L106 244H109L110 242L114 243L115 240H119L120 237H119V235L117 237L116 234H119V231L121 232L122 229H119L118 226L123 222ZM133 220H135V219H133ZM136 220H138V219H136ZM170 220H171V218H170ZM146 221H147V219H146ZM172 221H173V219H172ZM68 222L71 223L70 221H68ZM90 222H92V221H90ZM103 222L100 221V224L102 227H103V225L106 226L105 223L103 224ZM129 222L127 224H124V225H126V227H127V225L130 224ZM168 222H170V221H168ZM42 223H44V224H42ZM132 223H133V221H132ZM236 223H239V224H236ZM116 224H117V222H116ZM134 225H135V223H134ZM136 225H138V224H136ZM195 225L197 227L198 226L201 227V231H197V229L199 227L196 229L197 232L193 231V230L191 231V228H194L193 226H195ZM55 226H56V223H55ZM211 226L212 227L213 226L219 227V231L217 230L219 235H223V233L226 232L225 235L228 238H225V239L223 238L222 240H219L218 242L221 244L222 243L224 244V242H227V243L230 242L232 244L233 239H231L232 237L230 235H233L234 233H236V231L241 232V234L246 235V237L243 236L244 238H242V240H240L238 242V244H236L235 251H233L230 248L225 250L223 247H222L223 250L221 249V251H220V250H217L220 247L218 248L217 247L218 245L215 246L216 245L215 240H211V238H209V235L204 236L205 235L204 233H206L205 228L206 227H207V229L212 228ZM37 227H35V228L38 230ZM128 227H129V225H128ZM106 228H108V226ZM59 229L57 228L56 231H59ZM61 229H64V228L61 226ZM92 229L94 230L95 228H92ZM92 229H90V230H92ZM50 230L51 229L49 227V231ZM68 230H70V229H68ZM68 230L65 229V233H64L65 235H68V233H69ZM88 230L89 229H87L86 231H88ZM136 230H138V229H136ZM141 230L145 231V229H141ZM146 230H149V229L146 228ZM39 231H40V229H39ZM52 231H54V230H52ZM52 231H50V232H52ZM66 231H68V232H66ZM144 231H143V233H145ZM217 231H216V234H217ZM94 232H96V230ZM94 232H92L90 234H93ZM97 232H99V234L101 233L100 231H98V229H97ZM239 232H237V233H239ZM245 232H247V233H245ZM18 233H19V231H18ZM78 233H79V231H78ZM78 233H76L77 237H78ZM84 233H86V232L84 231ZM84 233H83V235H84ZM121 233H122L121 234V236H122L124 232L122 231ZM237 233H236V235H237ZM43 234H44V232H43ZM46 234L48 236L51 233L48 234V232H47ZM55 234H56V232H55ZM101 234L99 236H101ZM127 234L130 235V238H129V235H127V238H125L126 237V235H125V237H124L125 240L123 242H121L120 244L118 243V241L116 242L119 244V246L120 245H125V246L126 245H128V246L129 245H133V246L136 245L135 242H136V238L138 235L134 236V232H132L131 234L130 233H127ZM152 234H150V235H152ZM87 235H88V233H87ZM97 235H98V233H97ZM131 235H133L134 236L133 238H135L134 242H133V238H131L132 237ZM140 235H142V234H140ZM219 235L215 236V237L218 238ZM57 236H55V237L51 236V237L54 239ZM99 236H97V237H99ZM145 236L144 237L146 239L150 238V236L147 237L146 234H145ZM40 237H41L40 234H37L36 239L38 240ZM43 237H45V236H43ZM48 237H46V238L48 239ZM81 237H82V234H81ZM229 237H230V239H229ZM233 238H234V236H233ZM239 238H241V237H239ZM70 239H72V238H70ZM146 239H142V240H146ZM208 239H210V240H208ZM92 240L83 241L84 242L83 244H85V245L93 244L94 242ZM109 240H110V242H109ZM24 241L27 242V239H24ZM43 241H45V240H43ZM76 241H74V243H67L66 241H65L66 243H64V242L63 243L65 246H67L68 244H71V245L74 244V246H77ZM85 242H87V243H85ZM52 243H53V241H52ZM105 243H103V244H105ZM140 243L141 242H139L137 244L141 245L142 243L141 244ZM156 244H158V243L156 242ZM221 244H219V245H221ZM27 245H34L35 246L34 251L31 250L29 253H26L24 255V257L26 256L27 259H29L30 261L31 260L33 261L34 259L39 258L38 256H40V255L45 256V257H51L53 254V249H54V247L52 245L55 246L58 244H56V243L51 244L50 243V244L45 245V247H44L43 246L44 244L41 246V245H37V244L29 241L24 246L27 247ZM59 245H62V243H60ZM78 245H79V243H78ZM239 245H241V246H239ZM84 246H83V248L85 249L86 246L85 247ZM142 246H140V247L142 248ZM26 247H25L24 253L27 251ZM134 247H131V248H134ZM140 247L137 248L138 251L140 250ZM87 249H88V247H87ZM90 249H92V248H90ZM93 249H96V248H93ZM108 249H109V247H107V250ZM116 249H118V248H116ZM119 249H121V248H119ZM145 249L146 248H143L141 250L145 251ZM77 250H78V248H77ZM99 250H96V251H99ZM127 250H125V251H127ZM64 251H65V248H64ZM85 251H86V249H85ZM102 252H103V250H102ZM146 252H148V251L146 250ZM73 253H74L73 255H75V253H77V252H73ZM111 253H113V250ZM159 253H161V252H159ZM159 253L156 255L161 257V255ZM79 254H81V252ZM89 254H90V252H89ZM106 254H108V253H106ZM135 254H136V251L132 252V253L125 254L124 256H122V261H119L116 257H113V258L114 259L116 258V260L119 264H133ZM147 254H150V252ZM93 255L96 258V255L95 254H93ZM101 255L103 256L104 254L102 253ZM153 255L155 256V254H153ZM167 255L171 256V257L166 258V260H164V258H161L163 260L160 259L161 261L157 260V261H153V262L157 263V264H175V263H173L174 260L178 259L176 257V254L170 252ZM71 257H72V252H71ZM87 257L85 259H87ZM94 257L92 256V258H94ZM101 257H100V259H101ZM138 257H139V255H138ZM148 257H150V255ZM175 257H176V259H175ZM72 258H74V257H72ZM88 258H90V255ZM92 258H90V259H92ZM78 259H80V258H78ZM82 259H83V257H82ZM142 259L144 260V258H142ZM149 259H151V258H149ZM72 260H74V259H72ZM30 261H29V263H30ZM76 261H78V260L76 259ZM148 261L149 260H147V262ZM224 261H226V263H224ZM88 262H89V260H88ZM98 262H99V259L97 258L90 263L99 264ZM153 262H152V264H154ZM81 263L83 264L84 261ZM81 263L78 262L77 264H81ZM86 263H87V261H86ZM143 263H145V262H143ZM100 264H107V263L102 261V263H100ZM187 264H188V261H187Z\"/></svg>","mask_w":264,"mask_h":264},{"label":"clouds","instance_id":"obj_3","mask_svg":"<svg viewBox=\"0 0 264 264\" xmlns=\"http://www.w3.org/2000/svg\"><path fill=\"white\" fill-rule=\"evenodd\" d=\"M0 264H24L20 253L17 234L12 228L0 231ZM71 254L64 250H57L52 258L45 262L41 258L34 259L32 264H70Z\"/></svg>","mask_w":264,"mask_h":264}]
</instances>
